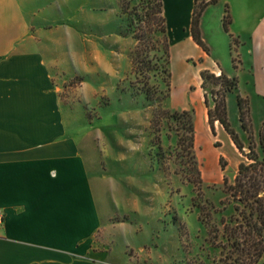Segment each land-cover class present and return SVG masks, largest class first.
<instances>
[{"label": "rangeland", "instance_id": "rangeland-1", "mask_svg": "<svg viewBox=\"0 0 264 264\" xmlns=\"http://www.w3.org/2000/svg\"><path fill=\"white\" fill-rule=\"evenodd\" d=\"M48 3L49 8L37 19L41 24L44 15L47 16L46 29L52 31L49 46L67 55L66 91L71 93L82 87L84 79L92 83L89 76L77 70L75 62L80 55L93 47L107 56L116 51V70L104 72L103 78L96 82L103 83L104 88L97 102L81 107L79 114L73 116L76 126L83 129L81 153L88 161L93 187L101 197L104 219L110 217L98 235L102 250L112 254L110 263L212 264L217 261L219 250L212 243L208 228L216 227L221 232V222L234 214L227 188L234 182L239 163L247 160L225 132L216 133L217 122L215 136L210 131L204 97L213 109L212 99L220 84L207 81L205 88H201L202 80L195 76L201 52L182 40L180 31L167 21L170 95L164 101L148 102L142 93L129 86L134 81L130 56L135 41L120 36L125 19L118 0H48ZM125 3L131 11L140 0H125ZM201 29L209 53L204 65L215 61L227 75L238 76L237 92L226 95L228 123L248 152V135L239 122L236 95L247 97L253 143L255 151L261 154L258 134L264 115L261 95L264 85L252 83L249 55L246 50L237 52V44L231 41L229 44L216 17L206 18ZM150 83L164 88L160 78H152ZM111 85L116 86L113 91ZM156 108L192 112L195 157L202 178L200 193L185 179L188 175L177 158L175 132L169 130L174 126L172 121L161 119V150L151 146L150 120ZM176 169L185 173L175 174ZM198 208L204 213L202 218L208 222L207 227L199 221Z\"/></svg>", "mask_w": 264, "mask_h": 264}, {"label": "crops", "instance_id": "crops-1", "mask_svg": "<svg viewBox=\"0 0 264 264\" xmlns=\"http://www.w3.org/2000/svg\"><path fill=\"white\" fill-rule=\"evenodd\" d=\"M161 2L166 23L201 52L195 76L223 73L238 86L236 73L227 75L215 61L204 65L209 53L190 33L194 0ZM49 6L48 0H0V264H112L98 237L110 217L104 219L81 153L83 129L73 116L97 102L104 88L96 82L116 70V51L107 56L93 47L80 55L77 70L92 83L84 79L82 87L66 91L67 55L49 46L47 16L41 24L37 19ZM225 6L231 23L224 34L229 44V35L237 41V52L249 55L252 83L264 85V0H218L202 13L201 37L209 16L222 28ZM215 131L225 132L220 125Z\"/></svg>", "mask_w": 264, "mask_h": 264}, {"label": "trees", "instance_id": "trees-1", "mask_svg": "<svg viewBox=\"0 0 264 264\" xmlns=\"http://www.w3.org/2000/svg\"><path fill=\"white\" fill-rule=\"evenodd\" d=\"M218 0L203 2L194 0L193 16L190 33L193 42L208 54L200 33V18L204 10L217 3ZM121 15L125 19V28L120 32L124 38L131 37L135 46L130 56L131 75L134 81L130 82V88L144 95L148 102L164 101L170 95V44L167 33L166 20L163 16L161 0H140V3L128 11L129 7L125 0H118ZM231 23L228 8L225 6L222 18V28L229 33ZM232 44L236 40L229 35ZM230 49L231 46H230ZM202 80L201 88H205L207 81L220 84L221 99L218 100L219 92L214 94L213 109L204 104L207 109L208 126L215 136L214 123H218L231 139L233 145L242 154L247 162L239 163L237 174L232 185L228 186L227 194L233 201L234 214L226 221H222L221 232L216 227L208 228V235L219 250V258L212 264H264V120L258 134V144L261 154L255 151L254 137L251 133L248 119V101L238 93L236 105L241 128L248 135V152L240 141L238 135L231 129L226 112V95L237 92V80L228 78L223 73L215 76L208 70L199 73ZM152 78H160L163 89L152 85ZM167 118L174 123L169 130L175 132L176 149L179 151L180 165L186 168L188 177L186 181L192 184L200 193L202 178L195 157V128L193 115L190 111L169 112L156 108L151 113L150 130L152 138L150 144L161 150L159 137L160 123L162 118ZM215 146L217 143H215ZM175 174L185 173L183 170H175ZM200 212L199 221L208 226V222L202 218Z\"/></svg>", "mask_w": 264, "mask_h": 264}, {"label": "built area", "instance_id": "built-area-1", "mask_svg": "<svg viewBox=\"0 0 264 264\" xmlns=\"http://www.w3.org/2000/svg\"><path fill=\"white\" fill-rule=\"evenodd\" d=\"M1 221H2V216H1V213H0V223H1Z\"/></svg>", "mask_w": 264, "mask_h": 264}]
</instances>
